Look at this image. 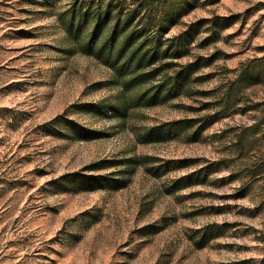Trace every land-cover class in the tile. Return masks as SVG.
<instances>
[{"label": "rangeland", "instance_id": "rangeland-1", "mask_svg": "<svg viewBox=\"0 0 264 264\" xmlns=\"http://www.w3.org/2000/svg\"><path fill=\"white\" fill-rule=\"evenodd\" d=\"M66 4L0 0V264H264V75L208 124L239 66L264 56V0L184 15L167 36L193 29L179 61L197 60L192 85L122 119L84 113L118 91L67 52ZM129 157L140 164L116 191L61 181Z\"/></svg>", "mask_w": 264, "mask_h": 264}, {"label": "trees", "instance_id": "trees-1", "mask_svg": "<svg viewBox=\"0 0 264 264\" xmlns=\"http://www.w3.org/2000/svg\"><path fill=\"white\" fill-rule=\"evenodd\" d=\"M49 7L66 1L56 21L65 34L67 52L92 58L106 67L108 85L118 93L110 102L84 105L91 117L122 119L129 107H153L177 99L192 85L197 60L180 63L188 55L193 29L168 37L170 29L189 12L219 0H43ZM264 56L242 63L225 88L224 105L209 116L211 123L231 107L234 91L262 83ZM182 123V122H180ZM179 123V124H180ZM82 139L99 137L84 131ZM138 158L102 159L80 172L61 178L82 191H116L129 184ZM115 170L108 172L110 168ZM102 172H106L102 174Z\"/></svg>", "mask_w": 264, "mask_h": 264}]
</instances>
